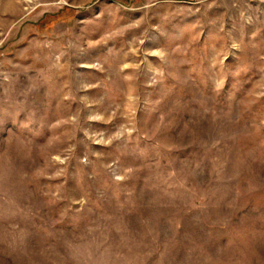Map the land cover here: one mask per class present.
<instances>
[{
	"label": "rangeland",
	"instance_id": "rangeland-1",
	"mask_svg": "<svg viewBox=\"0 0 264 264\" xmlns=\"http://www.w3.org/2000/svg\"><path fill=\"white\" fill-rule=\"evenodd\" d=\"M0 264H264V0H0Z\"/></svg>",
	"mask_w": 264,
	"mask_h": 264
}]
</instances>
